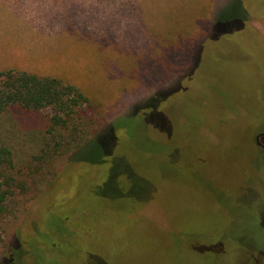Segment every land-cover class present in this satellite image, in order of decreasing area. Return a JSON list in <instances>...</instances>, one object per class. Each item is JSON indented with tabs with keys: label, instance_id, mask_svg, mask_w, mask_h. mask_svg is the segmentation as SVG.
I'll list each match as a JSON object with an SVG mask.
<instances>
[{
	"label": "rangeland",
	"instance_id": "rangeland-1",
	"mask_svg": "<svg viewBox=\"0 0 264 264\" xmlns=\"http://www.w3.org/2000/svg\"><path fill=\"white\" fill-rule=\"evenodd\" d=\"M241 1L250 13L249 27L236 20L238 0H0V71L56 77L90 100L64 129H52L50 108L34 112L14 106L0 115V144L13 150L27 187L14 211L0 218V264H38L37 250L45 246L39 236L52 233L49 229L59 225L53 217L62 215L68 230L92 235V247L114 255L127 247L137 254L134 264H166L162 244L175 231L203 237L188 236L181 245L184 264H237L235 251L242 256L247 249L264 254V148L255 147L256 134L264 130V16L259 15L264 9L246 5L257 0ZM208 4L212 13L202 18ZM235 27L244 32L230 31ZM215 59L226 64L223 70ZM191 101L192 111L198 109L192 112V132L174 135L173 123L180 129L189 122ZM232 110L236 116L226 123L222 117ZM126 136L158 173L147 164L134 171L123 151L113 155L114 138ZM57 142L64 145L48 165L35 158L43 148L58 149ZM260 142L264 146V136ZM101 153L106 180L94 174L100 165L89 161ZM112 169L126 187L119 181L116 188L110 183L100 189ZM176 170L181 178L169 179ZM129 173L136 175L132 184ZM89 174V186L82 187L76 177ZM201 183L209 185L208 193L198 192ZM130 189L142 200L132 208L140 207L137 233L143 241L131 244L132 226L127 229L128 218L120 220L129 247L116 241L110 225H97L130 205V200L100 204L98 195H127ZM90 192L93 197H87ZM216 192L226 196L225 204L231 198L239 206L233 219ZM55 214L59 217H51ZM230 235L235 238L214 249L216 238ZM73 249L88 250L86 239L78 234L66 245V251ZM102 262L95 258L91 264ZM113 262L132 264L125 253Z\"/></svg>",
	"mask_w": 264,
	"mask_h": 264
},
{
	"label": "trees",
	"instance_id": "trees-1",
	"mask_svg": "<svg viewBox=\"0 0 264 264\" xmlns=\"http://www.w3.org/2000/svg\"><path fill=\"white\" fill-rule=\"evenodd\" d=\"M246 1V0H245ZM238 3L241 5L240 10H241V14L239 16H237L236 20H242L243 23H245L248 26V20L247 19L248 15L250 14L249 12H246L243 9V1L238 0ZM209 6L211 4H208ZM208 5H206V12H202V14H205L202 18H207L209 15V9L213 7L211 5V7H209ZM246 5L249 6H255L258 8L259 11H261L262 9H264V0H257L255 5H252L249 1H246ZM204 7V8H205ZM203 8V9H204ZM201 12H199V10L197 11V16L195 19V21H197V18L199 16ZM212 13V12H211ZM210 13V14H211ZM260 16H264L262 14H259ZM201 19V18H200ZM210 18H208L206 21H208ZM184 21L187 19H183ZM212 22L213 18H211ZM249 27V26H248ZM236 28V27H235ZM247 28V27H246ZM248 29V28H247ZM245 30L246 36H249V30ZM251 29V28H249ZM240 29H231L230 31H237V32H244V29L238 31ZM253 30V29H252ZM253 32H255V35H259V33L255 30H253ZM232 41V40H230ZM229 41V42H230ZM221 49L224 51L225 48L220 46ZM211 60V57H210ZM215 61H217L218 63H216V66L223 70L222 65L224 64H220V60L215 59ZM226 65V64H224ZM221 91V89H219ZM224 95V94H223ZM224 98V96H223ZM226 103L230 106H233V102L232 100L226 99ZM17 106L21 109H25V110H29V111H34V112H38L41 110H45L50 108L53 112L51 121H52V129H56L57 127L61 128H69V123L71 120L74 119V117L78 114L79 110H81L84 106H90V100L85 96V94L80 91L76 86L70 84V83H66L64 82L62 79L56 78V77H49V76H40L37 74H32V73H28V72H20V71H16V70H6V71H0V115L4 114L5 112H7L9 109H11L12 107ZM189 109L191 112H186V116L188 114L189 118V122H183L181 123V128L179 129V124L177 125L175 123L172 124L173 128H172V133H174V135H176L177 133L183 132V130H191L192 132V112L194 114H197V110H193L192 111V101L189 104ZM234 116H236L235 111H231L230 113L226 114V116L222 117V119H225L226 123H229V120H231ZM229 118V119H228ZM228 119V120H227ZM224 121V122H225ZM215 123V122H214ZM183 126V127H182ZM178 127V128H177ZM52 129L49 131V133H51ZM187 130V131H188ZM101 131V129L97 132L99 133ZM96 133V134H97ZM262 133H264V130H261L260 132H258L256 134V136L258 137L259 135H261ZM53 134V132L51 133ZM95 134V135H96ZM168 134V133H167ZM94 135V137H95ZM53 136H55L53 134ZM93 137V138H94ZM75 138V137H74ZM92 139V138H91ZM90 139V140H91ZM89 140H84L81 141V145L79 147L82 146V144L86 143ZM114 154L116 155L117 152L119 151H123V153L125 155H127V157L125 155H122L125 160L126 158H129L131 160V163L133 165V167L135 168L134 171H137V166L139 165H150L152 166L153 170L155 171V173L159 172L158 168L156 165H154V162H152L150 159L146 160L144 159V157L139 154L136 151H133V146H132V142H131V137H125L122 139H118V138H114ZM173 141V139H168V143L171 145V142ZM48 143V142H47ZM45 143V145L47 144ZM64 143H60L57 142L56 146L58 147V149H54L53 151H48L47 148H43L42 150V154L39 157H35L37 160H39L40 163H44V164H49V162L51 161V159L53 158V156H57L58 157V153L60 152V147L63 146ZM47 146H50V144L48 143ZM46 146V147H47ZM251 146H248L246 148H250ZM79 149V148H78ZM100 158V160H98ZM106 156L102 155V153L100 154V156L94 160H89L90 162H93L94 166L95 165H100L96 170V173H94L95 175L101 176V178H104L103 180H106L107 177V169H102L101 168V164H105L106 160H105ZM116 162V159L114 160V164ZM94 166L92 169H94ZM137 167V168H136ZM157 168V169H156ZM112 173L110 174V177H108L107 181H103V185H101L100 189H102L105 186H109L111 184H113V186L116 188V185L119 181L121 186H125L126 184L124 182V179L121 178V174L118 172H115L112 169ZM177 171V172H176ZM175 172L171 173L169 179H179L182 176V173H178V170H176ZM18 172H19V168H18V163L16 161V156L13 152V150L7 146V145H3L0 144V218H3L5 215L9 214L10 212L14 211V205L16 203V201L18 200L17 196L18 194H21L23 192L26 191V184L24 183V181L19 179L18 176ZM110 173V172H109ZM120 174V175H119ZM123 175V174H122ZM128 175H130L129 180H127L130 184H132V181L135 180V176H132L131 173H129ZM120 176V177H119ZM92 178V175L89 174L85 177L82 178V180L79 177H76L77 181L80 183V185L83 187H88L89 185H86L88 182V180ZM80 179V181H79ZM192 181V178H191ZM111 183V184H110ZM157 184V183H156ZM98 185V184H97ZM96 185V186H97ZM201 189L199 188L200 186H198L196 189L198 190V192L200 193H208V190H210V187L208 184L203 185V183H201ZM99 186V185H98ZM159 186V185H158ZM133 188V187H132ZM99 189V188H98ZM157 192L156 196H158L159 198L162 197V192L161 191H155ZM164 194H167V191L164 192ZM151 195V194H150ZM215 195V194H214ZM140 193L138 195L134 194V192L130 189V191L128 192L127 195L121 194L120 192H117V194L115 196H100L98 195V197L100 199V204L105 203V201H109L112 202L115 205H119V204H123L124 201H128L130 200V205L125 204L124 206L120 207L117 209V212H121L120 214H117L115 219H108L110 220V222H107V220H102L101 222L98 223L97 226H111V229H115L116 232H114V234L112 233L113 237H116V241H126V245L130 244L128 242L127 239V232L126 235L125 233H123V223L119 224L120 220H124L126 218H128V223H127V229H129L132 226V229L130 231V236L132 237L133 235H135L133 237V239H131V244H142V239L143 237H141V235H139L140 232L139 231V222L138 219L140 216L139 208H132L134 205L137 206L138 205H142L140 198ZM216 199L218 200V203L220 205V207L224 208L225 210L228 211V215L231 216V218H229L230 220L234 218V213H236L239 208V206H237L236 204H234L230 198V200H228L226 198V204H225V195L223 196V194L221 192H216ZM87 197H93V194L90 192V196ZM97 197V196H94ZM120 198V201L118 200ZM165 198V197H163ZM118 201V202H117ZM169 203V202H168ZM114 205V206H115ZM166 212L168 213V211L171 214V206L169 204V208H168V204L166 202V207H164ZM203 215L205 213L201 212ZM200 213V216H201ZM216 214L217 218L219 217L218 212H214ZM125 214V215H124ZM124 215V216H123ZM52 216H57V214L55 215H51ZM63 216V215H62ZM60 216V218H55V221L59 222V225H56L54 227V229H49L52 233L47 232V234H42L39 236L40 239H43V241L45 242V246L44 248H41L39 250H37V257H38V264H45V263H49L50 260L52 259V261L54 263L57 264H75L74 261L75 260H80L79 264H91V261H93V259L98 258L104 262H102L103 264H115L113 261L117 260V258L122 254L125 253L129 258L132 264H134L135 259H136V255H131V252L129 249H127V247L125 248V252L121 251L118 252L117 254H110L109 252H105L104 250H101L99 248H95L92 247L93 241H92V235H89L85 233L82 235V230L81 231H77V232H72L70 230L67 229V227L65 226L64 222L65 219ZM228 216V217H229ZM228 217L225 215L224 218L228 219ZM70 222L74 223L75 220L73 221V219H71L69 217L68 219ZM173 222V220H172ZM76 225V224H73ZM121 225V226H120ZM79 226V225H77ZM83 226V225H82ZM85 227V226H83ZM119 231H122V236L120 234ZM94 230L91 232L93 233ZM78 234L80 235V237H84L86 239L87 242V246H88V250L86 249L85 252H77L76 249H73V253H70V250L66 251V245H70L71 244V240L72 239H76L78 238ZM93 235H96L95 232ZM111 235V237H112ZM107 236V235H106ZM188 236L191 239H196V240H202L203 237L199 236V235H195L192 236L190 234H184V233H177L175 232H171L169 234H166L165 240L162 244V247H164L163 252H165V256H163V260L166 261V264H184L181 260H180V256H179V248L181 247V245H183L184 241H186L188 238ZM229 237H233L232 235L230 236H225L223 238H216L215 241L212 242L214 249L220 247V245H224L225 242L228 241ZM235 237H233L234 239ZM62 246V247H61ZM91 246V247H89ZM129 246V245H127ZM133 246V245H132ZM64 247V248H63ZM130 247V246H129ZM134 247V246H133ZM246 253L244 254V252H242V256H239V252L235 251L237 253V255H233L234 259H236L237 264H259L261 262H264V254L259 250L257 252V250H251V249H247L245 250ZM130 252V253H129ZM93 253V254H91ZM225 251H219L217 253H214L213 255L217 256V255H222L224 254ZM257 253H262V256H259ZM141 258L138 257L137 260L139 261ZM241 260V263H240ZM134 261V262H133ZM141 264V263H140Z\"/></svg>",
	"mask_w": 264,
	"mask_h": 264
},
{
	"label": "flooded vegetation",
	"instance_id": "flooded-vegetation-1",
	"mask_svg": "<svg viewBox=\"0 0 264 264\" xmlns=\"http://www.w3.org/2000/svg\"><path fill=\"white\" fill-rule=\"evenodd\" d=\"M260 136H264V133H262L261 135H259V136L256 138L255 147H256V148L263 149L264 146H260V145H261V142H260Z\"/></svg>",
	"mask_w": 264,
	"mask_h": 264
}]
</instances>
